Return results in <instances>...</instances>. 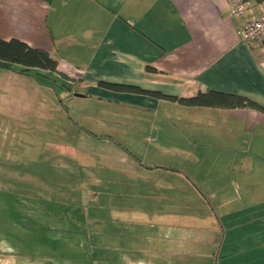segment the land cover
<instances>
[{
	"label": "crops",
	"instance_id": "0c3cea01",
	"mask_svg": "<svg viewBox=\"0 0 264 264\" xmlns=\"http://www.w3.org/2000/svg\"><path fill=\"white\" fill-rule=\"evenodd\" d=\"M229 2L0 0L1 39L45 50L55 74L71 84L78 78L85 93L76 97L161 112L160 145L173 147L162 160L120 157L125 171L159 178L166 192L165 217L153 218L151 236L110 241L105 254L48 264H264V111L183 105L151 93L191 97L211 89L264 106V45H246L239 33L264 2L240 16L230 14ZM8 66L0 58V97L19 76L49 71ZM25 80L32 90L34 81Z\"/></svg>",
	"mask_w": 264,
	"mask_h": 264
},
{
	"label": "rangeland",
	"instance_id": "374dc122",
	"mask_svg": "<svg viewBox=\"0 0 264 264\" xmlns=\"http://www.w3.org/2000/svg\"><path fill=\"white\" fill-rule=\"evenodd\" d=\"M23 77L0 97V264L94 257L107 242L151 236L166 192L159 178L125 171L120 157L172 155L160 145L161 112L76 97L85 93L78 78L51 70Z\"/></svg>",
	"mask_w": 264,
	"mask_h": 264
},
{
	"label": "trees",
	"instance_id": "16d2710c",
	"mask_svg": "<svg viewBox=\"0 0 264 264\" xmlns=\"http://www.w3.org/2000/svg\"><path fill=\"white\" fill-rule=\"evenodd\" d=\"M247 5L252 3H262L264 0H246ZM264 45V42H262ZM0 58L9 63V68L11 65L16 64L20 67L18 69L21 73H27L30 68H42L46 70L55 71L56 61L48 54L45 50L41 48H34L29 46L27 43H23L18 39L12 38L9 41L0 38ZM109 88H114L118 90H138L141 91L138 86H128L121 85L117 83H106ZM156 96H160L169 100L177 101L180 104H187L192 106H212V107H222L232 109L233 107H248L255 110L264 111V106L256 103L246 95H241L237 93H228L224 91L215 90H205L198 91L196 95L191 97H178L174 95H166L161 92H151Z\"/></svg>",
	"mask_w": 264,
	"mask_h": 264
},
{
	"label": "built area",
	"instance_id": "2783aa9c",
	"mask_svg": "<svg viewBox=\"0 0 264 264\" xmlns=\"http://www.w3.org/2000/svg\"><path fill=\"white\" fill-rule=\"evenodd\" d=\"M248 7L246 0H230V14L240 16ZM241 40L249 46L261 44L264 42V11L253 16L250 19L244 20L240 30Z\"/></svg>",
	"mask_w": 264,
	"mask_h": 264
},
{
	"label": "water",
	"instance_id": "95a60500",
	"mask_svg": "<svg viewBox=\"0 0 264 264\" xmlns=\"http://www.w3.org/2000/svg\"><path fill=\"white\" fill-rule=\"evenodd\" d=\"M77 95H80V94H77Z\"/></svg>",
	"mask_w": 264,
	"mask_h": 264
}]
</instances>
